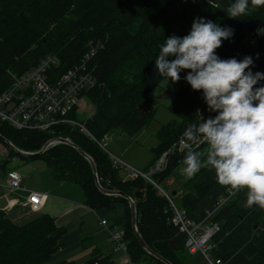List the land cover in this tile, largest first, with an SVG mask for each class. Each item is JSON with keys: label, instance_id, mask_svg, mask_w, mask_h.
Segmentation results:
<instances>
[{"label": "trees", "instance_id": "16d2710c", "mask_svg": "<svg viewBox=\"0 0 264 264\" xmlns=\"http://www.w3.org/2000/svg\"><path fill=\"white\" fill-rule=\"evenodd\" d=\"M217 2L227 7L231 0ZM195 17L235 30L234 37L224 40L216 50L221 58L250 55L253 72H264V36L256 31L264 28V8L249 17L232 19L221 9L211 8L207 0H0V94L14 77L51 54L57 59L48 69L52 79L81 66L95 78V85L79 96L93 106L92 114L82 121L93 137L100 139L113 130L136 134L155 114L151 92L163 80L154 69L160 46L173 34L187 35ZM95 45L98 48L85 60ZM186 71L180 73L168 106L176 120L159 129L158 143L151 150L155 160L164 155L161 168L150 171L155 164L150 161L142 171L159 186L171 179L184 160L186 150H181L180 141L184 140L185 128L198 123L197 109L206 118L214 115L206 110L201 93L183 79ZM76 108L67 117L79 121ZM0 134L24 151H37L56 137L71 140L93 159L103 188L122 191L133 199L137 228L148 247L171 264H186L191 254L185 246L186 234L172 222L174 210L168 198L142 175L121 178L120 167L78 127L61 122L49 130H18L0 122ZM5 146L8 157L39 159L54 181L79 185L85 204L99 219L106 220L107 238L108 230L120 231L132 262L165 264L148 254L135 238L129 201L103 194L95 184L89 161L75 148L58 143L41 155L25 157ZM193 147L196 152H204L209 146L202 143ZM177 186L175 194L180 189L184 192L179 208L186 217L217 226L210 239V253L220 264H264V209L244 207L246 190L237 192L220 185L210 166L190 180L177 182ZM80 232L57 225L49 214L16 224L0 209V264H117L111 253L99 249L80 262L71 258L83 247L85 238Z\"/></svg>", "mask_w": 264, "mask_h": 264}, {"label": "clouds", "instance_id": "9594fccd", "mask_svg": "<svg viewBox=\"0 0 264 264\" xmlns=\"http://www.w3.org/2000/svg\"><path fill=\"white\" fill-rule=\"evenodd\" d=\"M207 2L211 8L221 9L232 19L249 17L264 8V0H231L227 7L217 0ZM256 31L257 35L264 36V28ZM234 34L231 26L195 17L187 35L173 34L164 39L154 69L167 83L169 80L173 83L180 81V73L187 70L183 79L192 90L201 93L206 110L214 113L206 118L197 109L198 123L185 128L184 140L181 141V150H186L185 166L180 169V174L185 180H190L202 168L210 166L220 185L237 192L246 190L245 208L256 206L264 209V72H253V56L225 59L217 54L222 42L230 40ZM202 143L209 146L206 161L193 147ZM115 165L119 166L116 162ZM119 167L125 170L123 166ZM138 172L143 177L147 176L142 171ZM147 180L152 181L149 177ZM101 220L99 223L107 232ZM116 252L121 253L124 260V253Z\"/></svg>", "mask_w": 264, "mask_h": 264}, {"label": "built area", "instance_id": "2783aa9c", "mask_svg": "<svg viewBox=\"0 0 264 264\" xmlns=\"http://www.w3.org/2000/svg\"><path fill=\"white\" fill-rule=\"evenodd\" d=\"M97 48V45L93 48L91 47L89 53L85 55V60L90 58ZM56 63L57 59L53 55H47L26 73L19 77H14L10 87L0 94V122H7L18 130L31 128L41 131L49 130L57 123H66L78 127L81 133L88 136L105 150L109 138L107 134L100 139H96L89 133L82 121L67 117L69 111L78 103L80 94L95 85V78L90 71H84L81 66L78 69H69L60 77L52 79L48 69ZM163 158L164 155L160 159L158 166L162 165ZM157 167L155 168L157 169ZM139 174L136 170L131 172L132 177H136ZM144 177L147 178L145 175ZM21 180V175L18 172H8L7 185L12 190L21 189ZM151 183L160 193L165 194L169 200V196L164 190L154 182L151 181ZM42 196V194L36 192L30 193L28 203L33 209L38 208ZM170 204L174 210L172 222L178 225L180 230L186 234L185 246L187 250L191 254L200 252L203 256L204 264H220V260L214 258L210 253L213 247L210 239L217 226L195 223L186 217L184 210L176 208L171 201ZM101 224L107 230V223L104 219L101 220ZM108 235L109 241L113 243L114 250L124 253V264H135L126 254V245L121 241L120 231L113 232L108 230Z\"/></svg>", "mask_w": 264, "mask_h": 264}, {"label": "rangeland", "instance_id": "374dc122", "mask_svg": "<svg viewBox=\"0 0 264 264\" xmlns=\"http://www.w3.org/2000/svg\"><path fill=\"white\" fill-rule=\"evenodd\" d=\"M177 88L178 82L173 83L169 80V82L167 83L166 79H163L159 83V85L152 90L151 97L154 99L155 114L152 121L144 129L133 135L118 130H113L109 134V138L105 146V151L108 152L110 158L113 161H115L119 166H123L125 168V170L123 168H120L121 170L119 172V175L121 178H130L129 172L132 169L143 171L144 167L150 161L155 162V164L151 167L150 171L155 170V167L160 164L161 157L155 160L154 153H152L151 150L158 143L157 132L159 131V129L165 124L176 120L175 116L169 111L168 106L170 105L174 92ZM75 106L77 107L76 115L79 121H84L92 114L91 112L94 111L92 104L87 101L84 97H80L78 99V103ZM114 148L117 149L116 153L113 152ZM208 148L204 152L197 151L203 161H206V152L208 151ZM8 152L9 151L5 144L3 142H0V177H4V171H16L20 174V172L25 170V173H30L29 178L34 183H37L36 179H38V173L32 171L31 169L35 166L37 167L36 171L43 170V166H45L43 161L39 159H32L37 160L36 163H26L24 161H21L22 158L20 157H8ZM22 160L29 161V159ZM184 166L185 165L182 161L174 170L171 179L167 180L170 181L174 179L176 182L174 186L166 187V183H160V186L164 188L165 191L169 193L170 197L172 198H169V201L174 203L177 208L181 207L180 199L184 192L180 189L175 195H172V191L175 190V188L179 187L177 186V182L181 183L185 180V178L180 174V169ZM160 168L161 166L157 167V169ZM46 169L48 170L50 178V170L47 167ZM50 180L53 179L50 178ZM72 184L75 185L74 187H76L77 190H81V187L79 185H76L74 183ZM163 195L165 196V194ZM74 226L75 223L71 225V227ZM98 239L99 242L104 240V238L101 236H98ZM100 244L102 245V247H104L105 245L104 242H101ZM103 251L105 253H112L113 256H115L116 258V255L109 250V247L103 248ZM87 252L88 250H85V248L81 247L80 249L75 250V253L72 255L71 258H73L76 262L83 261L88 257ZM186 264H204L203 256L200 254V252L190 254L186 258Z\"/></svg>", "mask_w": 264, "mask_h": 264}, {"label": "crops", "instance_id": "0c3cea01", "mask_svg": "<svg viewBox=\"0 0 264 264\" xmlns=\"http://www.w3.org/2000/svg\"><path fill=\"white\" fill-rule=\"evenodd\" d=\"M113 150L116 153L117 149L114 148ZM21 161L36 163L37 160L30 159L29 161H25L21 159ZM36 168L34 166L31 170L38 173L37 183H34L29 178V172L25 173V170L22 172L19 171L22 175L21 189L12 190L8 187L7 174L10 170L7 172L4 171V177H0V209L5 212L6 216L16 224H23L39 215L49 214L55 219L57 225H65L70 229L81 230L80 236L85 238L83 248L88 250L87 256L92 250L99 249L104 252L103 248L109 247V250L116 255L115 258L111 253L117 264H122L124 261L122 254L112 250L107 235L99 223V218L85 204L83 190L81 188V190H77L74 187L75 185L69 182L50 180L51 175L49 178L46 166H43V170L40 171H36ZM130 178H132L131 175ZM173 182H175L174 179L168 181L166 186H174L175 183ZM31 192L43 195L36 209H33L28 203ZM172 194H175V190L172 191ZM74 223L75 226L71 227ZM98 236L104 238L101 241L105 243L104 247L100 244L101 242H99Z\"/></svg>", "mask_w": 264, "mask_h": 264}, {"label": "water", "instance_id": "95a60500", "mask_svg": "<svg viewBox=\"0 0 264 264\" xmlns=\"http://www.w3.org/2000/svg\"><path fill=\"white\" fill-rule=\"evenodd\" d=\"M0 141L4 142L5 144H7L9 147H11L13 150H15L17 153L21 154L22 156L25 157H35L38 155H41L45 150H47L50 146H53L55 144L58 143H62V144H67L72 146L73 148H75L79 154H81L84 158H86L93 170V175H94V180H95V184L98 187V189L106 195H117V196H122L124 198H126L129 203H130V208H131V226H132V230H133V234L135 236V238L138 240V242L140 243V245L142 246V248L150 255H152L153 257L157 258L158 260L164 262L165 264H171L169 261H167L166 259H164L163 257H161L158 253H156L155 251L151 250L148 245L145 243V241L142 239L138 228H137V221H136V210H135V203L133 201V199L126 195L125 193H123L122 191H118V190H108L103 188L98 180V176H97V170H96V166L95 163L93 161V159L87 154L85 153L80 147H78L77 145H75L73 142H71V140L67 139V138H63V137H56V138H52L50 140H47L43 146L37 150V151H24L21 150L19 148H17L16 146H14L12 144L11 141L7 140L5 137H3L0 134Z\"/></svg>", "mask_w": 264, "mask_h": 264}]
</instances>
